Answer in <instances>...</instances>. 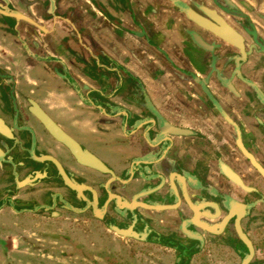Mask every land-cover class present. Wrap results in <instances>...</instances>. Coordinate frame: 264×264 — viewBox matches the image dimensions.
I'll return each mask as SVG.
<instances>
[{
    "label": "flooded vegetation",
    "instance_id": "1",
    "mask_svg": "<svg viewBox=\"0 0 264 264\" xmlns=\"http://www.w3.org/2000/svg\"><path fill=\"white\" fill-rule=\"evenodd\" d=\"M213 2L192 16L215 38L197 40L209 54L188 76L195 93L180 108L164 105L170 118L153 108L137 134L141 118L130 124L121 112V153L105 146L104 129L54 119L111 173L78 163L51 137L0 65V211L11 219L0 225V264H264V10ZM15 11L0 0L2 35L14 22L4 12ZM221 18L245 55L220 37Z\"/></svg>",
    "mask_w": 264,
    "mask_h": 264
},
{
    "label": "crops",
    "instance_id": "2",
    "mask_svg": "<svg viewBox=\"0 0 264 264\" xmlns=\"http://www.w3.org/2000/svg\"><path fill=\"white\" fill-rule=\"evenodd\" d=\"M2 1L34 20H14L9 36L0 32V65L15 77L20 94L37 101L54 119H70L89 131L104 129L102 134L109 135L105 146L120 153L115 139L128 115L133 116L130 124L135 114L141 118L137 134H144L153 108L170 118L164 105L180 108L195 93L188 76L201 71L198 60L209 54L197 40L215 38L201 36L205 31L192 20L203 16L200 8L213 7V0ZM238 1L264 10V0L258 5L228 0L249 14ZM84 109L88 118L82 116ZM193 112L182 114L183 125H190L186 118ZM164 161L163 166L173 167ZM3 213L0 225L11 224ZM2 233L16 240L10 232Z\"/></svg>",
    "mask_w": 264,
    "mask_h": 264
},
{
    "label": "water",
    "instance_id": "3",
    "mask_svg": "<svg viewBox=\"0 0 264 264\" xmlns=\"http://www.w3.org/2000/svg\"><path fill=\"white\" fill-rule=\"evenodd\" d=\"M8 16H11L19 22L20 20H30L27 18L24 14L15 11L13 13H6ZM221 23H222V34H219L221 38L224 40H228L229 42H234L237 43L239 46L240 50L242 51V54L245 55L246 52L244 51V43L243 37L241 34H239L234 28L230 26V24L223 18H221ZM214 23H212L213 25ZM209 27V25H208ZM213 27V26H212ZM226 29V30H225ZM213 32H215L214 29H212ZM226 31H229L230 34H227ZM221 33V32H220ZM217 34V32H215ZM218 35V34H217ZM234 39H237L235 41ZM30 106H29V111L30 113L41 123V125L46 129L48 134L53 137L56 141L62 143L66 148L69 150V152L73 155V157L76 159V161L84 166H88L91 168H94L96 170L102 171V172H110L111 171L105 166V164L97 158L95 155H93L90 151L87 149H84L80 146V144L73 139L69 134H67L54 120V118L47 113L39 104L37 101L34 99L30 98L29 100ZM5 126L0 119V126ZM173 133H183L179 128H174ZM55 164L60 167L58 162L53 159ZM61 171V169H60ZM239 183H242L241 180H239ZM117 230V229H116Z\"/></svg>",
    "mask_w": 264,
    "mask_h": 264
}]
</instances>
